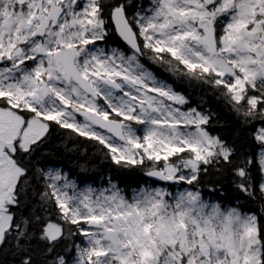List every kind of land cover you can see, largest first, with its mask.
Instances as JSON below:
<instances>
[{
  "label": "snow or ice",
  "instance_id": "obj_1",
  "mask_svg": "<svg viewBox=\"0 0 264 264\" xmlns=\"http://www.w3.org/2000/svg\"><path fill=\"white\" fill-rule=\"evenodd\" d=\"M0 264H264V0H0Z\"/></svg>",
  "mask_w": 264,
  "mask_h": 264
},
{
  "label": "trees",
  "instance_id": "obj_2",
  "mask_svg": "<svg viewBox=\"0 0 264 264\" xmlns=\"http://www.w3.org/2000/svg\"><path fill=\"white\" fill-rule=\"evenodd\" d=\"M57 147L53 150L54 155L51 159H54L58 164L65 166L66 168H71L73 173L78 174L79 169L76 167L78 163H84V161L77 156L75 153L65 152L63 146L60 144V141H56ZM89 175L98 176V173L90 172ZM131 183V181H128ZM124 186L123 184L121 185Z\"/></svg>",
  "mask_w": 264,
  "mask_h": 264
}]
</instances>
